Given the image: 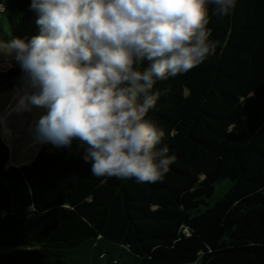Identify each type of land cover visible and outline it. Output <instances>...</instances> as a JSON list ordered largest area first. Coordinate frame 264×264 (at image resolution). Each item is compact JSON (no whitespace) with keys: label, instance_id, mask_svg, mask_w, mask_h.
Masks as SVG:
<instances>
[{"label":"trees","instance_id":"trees-1","mask_svg":"<svg viewBox=\"0 0 264 264\" xmlns=\"http://www.w3.org/2000/svg\"><path fill=\"white\" fill-rule=\"evenodd\" d=\"M0 3V38L38 34L30 0ZM208 9L215 53L154 85L162 181L96 177L78 141L12 166L0 141V264H264V0Z\"/></svg>","mask_w":264,"mask_h":264},{"label":"clouds","instance_id":"clouds-1","mask_svg":"<svg viewBox=\"0 0 264 264\" xmlns=\"http://www.w3.org/2000/svg\"><path fill=\"white\" fill-rule=\"evenodd\" d=\"M236 3L30 0L38 34L0 38V61L23 73L0 122L41 109L32 125L37 144L71 153L78 141L96 177L162 181L175 156L146 118L159 98L154 85L214 54L208 6L224 17Z\"/></svg>","mask_w":264,"mask_h":264},{"label":"rangeland","instance_id":"rangeland-1","mask_svg":"<svg viewBox=\"0 0 264 264\" xmlns=\"http://www.w3.org/2000/svg\"><path fill=\"white\" fill-rule=\"evenodd\" d=\"M22 76L23 73L18 65L9 68L7 63L0 61V117H5L6 106L12 98L14 88L21 83ZM42 111L36 109L23 117L12 115L6 117L4 122H0V141L9 148V165L29 164L36 155L41 145L34 140L32 125Z\"/></svg>","mask_w":264,"mask_h":264}]
</instances>
